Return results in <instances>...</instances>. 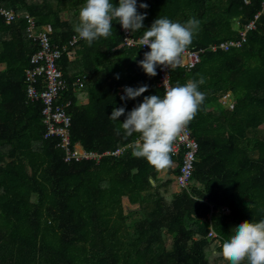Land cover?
<instances>
[{
	"label": "trees",
	"instance_id": "trees-1",
	"mask_svg": "<svg viewBox=\"0 0 264 264\" xmlns=\"http://www.w3.org/2000/svg\"><path fill=\"white\" fill-rule=\"evenodd\" d=\"M118 4V0H112ZM86 0H0L16 19L0 15V264H223L211 262L220 245L244 221L264 219V16L242 48L207 51L192 70L172 69V83H205V100L187 124L200 143L193 184L146 159L132 156L136 138L126 137L113 108L131 111L143 96L160 95V66L148 76L139 66L144 50L123 46L118 21L91 46L69 47L59 64L69 82L59 104L73 119L72 142L99 153L125 149L95 161L67 162L59 138H47L43 103L28 96L27 70L38 43L29 18L50 27V39L69 45ZM148 8L144 28L158 17L199 21L187 48H209L240 38L262 11L264 0H138ZM27 15L29 18H27ZM143 29L135 31L142 37ZM119 74V79H117ZM148 85L135 100H121L124 87ZM42 86V84H41ZM225 96L233 99L228 106ZM170 174L183 156L171 154ZM179 190L168 195L173 185ZM134 213H142L134 219ZM214 230L218 239L210 237ZM170 243L172 245H170Z\"/></svg>",
	"mask_w": 264,
	"mask_h": 264
},
{
	"label": "clouds",
	"instance_id": "clouds-1",
	"mask_svg": "<svg viewBox=\"0 0 264 264\" xmlns=\"http://www.w3.org/2000/svg\"><path fill=\"white\" fill-rule=\"evenodd\" d=\"M138 7L147 9V3L137 5V0H86L79 11V23L74 32L89 46L98 38H107L111 34L113 21L123 29L135 32L143 29L140 43L150 51L144 52L139 66L150 77L157 75V66L176 67L182 63V54L192 43L194 30L199 21L190 18L185 23L173 22L167 17L156 18L151 26L144 28L147 13L138 12ZM119 79V74H117ZM203 76L199 80H188L181 85L167 84L164 80V95H147L148 85L139 87L125 86L121 100H135L143 96L131 111L125 107L113 108L110 120L120 121V129L126 137L138 135L129 148L132 156L144 158L157 170H163L172 164L173 144L182 129L195 117L205 100V94L199 90L204 84ZM222 255L229 264H264V219L255 222L244 221L232 229L230 237L222 243L220 253L215 251L210 257Z\"/></svg>",
	"mask_w": 264,
	"mask_h": 264
},
{
	"label": "built area",
	"instance_id": "built-area-1",
	"mask_svg": "<svg viewBox=\"0 0 264 264\" xmlns=\"http://www.w3.org/2000/svg\"><path fill=\"white\" fill-rule=\"evenodd\" d=\"M138 1V0H137ZM245 4L251 5L254 0H243ZM0 15L5 18L7 23H12L16 19V14L12 10H6L0 7ZM264 16V3L262 11L256 18L240 30V38L231 41H225L211 45L209 48L195 49L187 48L182 54V66L192 70L198 66L202 60L203 54L207 51H230L233 48H242L248 42V34L257 28V22ZM27 18L29 16L27 15ZM29 38L38 43L39 50L32 56V67L27 70V83L29 85L28 96L32 102H42L44 109V121L47 128V138H59L60 146L65 150L67 162L95 161L100 163L102 159L110 154L121 155L125 149L116 152L99 153L85 149L81 144L72 142L73 119L67 112V107L59 104L62 93L69 88V82L59 64L65 52L69 47L77 46L82 39L76 34L69 45L61 47L55 45L50 39L51 31L46 27L37 28L35 20L29 18ZM122 28L124 35L123 46L127 48L141 47L144 52L150 51L147 46H142L140 38L134 32ZM173 67L160 66L159 86L164 89V80L167 84L172 83ZM42 84V86H41ZM130 87V86H128ZM230 98L225 96L224 103L229 105ZM200 152V143L193 136L191 129L186 125L177 136L173 144V154L176 157L183 156V165L181 172L175 179L182 188H189L193 184V178L196 171ZM210 237L218 239L219 235L212 230Z\"/></svg>",
	"mask_w": 264,
	"mask_h": 264
},
{
	"label": "rangeland",
	"instance_id": "rangeland-1",
	"mask_svg": "<svg viewBox=\"0 0 264 264\" xmlns=\"http://www.w3.org/2000/svg\"><path fill=\"white\" fill-rule=\"evenodd\" d=\"M229 105H230V103H229ZM229 105H228V106H229ZM169 167H170V166H169ZM169 167H167V168L169 169ZM169 174H170V173H169ZM174 177H175V175L170 174V178H174ZM176 190H179V191H180V189H178L177 185L174 184L168 195L172 194L173 192H176ZM141 216H142V213H134L132 217H133L134 219H137L138 217H141ZM170 245H172V244L170 243ZM219 248H220V245H218V244H213V246H212L211 249H212V252L215 251L216 253H220L221 251H219ZM222 258H223V257H222V255H220V254L215 255L214 257H211V262H212V263H215L216 261H219L220 259L223 260ZM223 264H229V262H227V261L224 262V261H223Z\"/></svg>",
	"mask_w": 264,
	"mask_h": 264
},
{
	"label": "crops",
	"instance_id": "crops-1",
	"mask_svg": "<svg viewBox=\"0 0 264 264\" xmlns=\"http://www.w3.org/2000/svg\"><path fill=\"white\" fill-rule=\"evenodd\" d=\"M47 29H49L50 31H51V29H50V27H46ZM230 103H233V99L232 98H230V101H229ZM170 169H168V168H165V169H163L162 171H161V178L162 179H165V180H168L169 178H170ZM175 178V177H174Z\"/></svg>",
	"mask_w": 264,
	"mask_h": 264
}]
</instances>
